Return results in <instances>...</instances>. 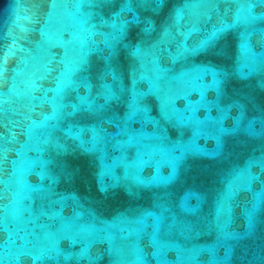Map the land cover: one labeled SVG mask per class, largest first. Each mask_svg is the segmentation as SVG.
Masks as SVG:
<instances>
[{"label":"water","instance_id":"water-1","mask_svg":"<svg viewBox=\"0 0 264 264\" xmlns=\"http://www.w3.org/2000/svg\"><path fill=\"white\" fill-rule=\"evenodd\" d=\"M0 264H264V0H0Z\"/></svg>","mask_w":264,"mask_h":264}]
</instances>
